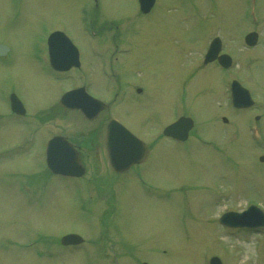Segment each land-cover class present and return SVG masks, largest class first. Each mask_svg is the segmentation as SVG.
<instances>
[{"label": "rangeland", "instance_id": "1", "mask_svg": "<svg viewBox=\"0 0 264 264\" xmlns=\"http://www.w3.org/2000/svg\"><path fill=\"white\" fill-rule=\"evenodd\" d=\"M84 2L0 0V44L12 49L0 63V264H205L211 255L223 264H264V233L231 234L219 217L246 203L264 206V163L259 157L264 155V0H158L149 16H140L135 0H99L95 12L94 4L86 6L93 12L84 19L93 18V32L105 37L92 41L83 30ZM251 13L260 23V39L248 49L243 42L244 33L254 27ZM48 26L62 27L82 45V54L95 64V91L90 92L104 99L113 82L99 72L106 57H93L108 53L110 39L119 41L121 35L124 44L119 48L128 49L113 58V65L124 99L119 97L111 112L152 146L146 164L115 175L104 143L109 112L88 122L55 105L57 85L64 89L71 82L69 76L53 82L40 59ZM216 33L229 46L237 64L234 73L253 95L256 109L226 111L227 73L212 64L201 66L198 55L208 36ZM135 85L147 91L139 100L131 96ZM8 91L17 94L29 113L41 116L35 129L38 139L30 149L18 151L27 121L9 116ZM183 91L195 134L218 143L220 150L193 139L187 145L174 144L162 136L160 129L176 115ZM257 123L262 137L253 141L250 126ZM48 132L68 136L79 146L87 165L83 180L88 197L82 198V187L73 188L36 166L39 139ZM29 174L28 180L42 188L44 204L36 198L28 202L20 192L21 179ZM139 174L164 190L160 195H168L159 199L144 194ZM72 232L96 238L92 246L98 244V250L82 254L58 247V256L39 260L25 247L32 239H41L46 247L59 245Z\"/></svg>", "mask_w": 264, "mask_h": 264}, {"label": "water", "instance_id": "2", "mask_svg": "<svg viewBox=\"0 0 264 264\" xmlns=\"http://www.w3.org/2000/svg\"><path fill=\"white\" fill-rule=\"evenodd\" d=\"M256 40V35H254V34H252V35H250L249 37H248V41H249V43H252L253 41H255ZM115 152H117V154H118V157H115L114 156V158H113V162H115V163H118V161L119 160H123V159H121V157L123 156V151L120 149V144H117L116 146H115ZM76 163V162H75ZM72 169H74V168H72Z\"/></svg>", "mask_w": 264, "mask_h": 264}]
</instances>
